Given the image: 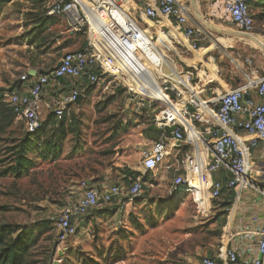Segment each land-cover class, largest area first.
Listing matches in <instances>:
<instances>
[{"label": "rangeland", "instance_id": "374dc122", "mask_svg": "<svg viewBox=\"0 0 264 264\" xmlns=\"http://www.w3.org/2000/svg\"><path fill=\"white\" fill-rule=\"evenodd\" d=\"M53 1L0 0L2 97L15 91L28 67H39L38 71L44 73L55 65L61 53L87 47L86 32L68 31L60 36V21L62 31L70 27L65 19L46 14ZM258 1H252L249 6L257 32L264 24V8L258 7ZM143 25L156 43L166 31L162 20L153 24L145 21ZM39 35L45 42L36 51L28 43ZM158 47L163 53L164 47L159 44ZM176 50L192 58L190 51L180 47ZM166 52L173 58L172 52ZM217 54L214 50L212 59L220 74L212 85L222 95L239 87V80L229 72L228 61L219 59ZM141 57L147 63L143 67L158 83L159 75L154 70L170 74L154 63L166 64L162 57L158 60L157 55L153 58L141 54ZM173 59L184 73L193 71L194 85L202 89L209 83L205 81L208 73L204 72V65L190 67L177 57ZM92 87L83 90V98L70 107V117L62 126H58L57 119L43 115L41 140L46 138L53 147L40 145L41 140L34 141L35 137L29 136L32 141L26 156L32 166L18 177L8 170L14 164L15 145L25 136L22 122L14 119L1 134L0 224L32 229L38 237L24 264H81L83 259H94L97 264H195L202 256L216 258L226 237L223 225L228 206L222 205V197L209 198L204 205L207 195L197 196L187 187L181 195L167 197L171 175L151 186L152 179L158 177L151 172L143 178L141 195L114 198L85 216L75 234L63 241L55 238L56 229L46 222L53 220L62 206L77 199L80 182L93 177L100 189L107 187L109 181L126 184L127 170L140 162L144 146L138 143L142 130L154 122V115L166 116L165 106L158 103L154 108H142L132 91L115 86L110 79ZM2 102L5 103L4 99ZM115 253L122 254L123 259L113 263L104 261Z\"/></svg>", "mask_w": 264, "mask_h": 264}, {"label": "built area", "instance_id": "2783aa9c", "mask_svg": "<svg viewBox=\"0 0 264 264\" xmlns=\"http://www.w3.org/2000/svg\"><path fill=\"white\" fill-rule=\"evenodd\" d=\"M250 1L210 0L205 11L200 12L195 11L188 0H54L46 14L65 19L71 32H86L87 47L63 53L58 63L44 73L22 74L21 81L34 79L28 92H9L4 101L13 110L16 120L22 122L24 131L35 134L42 128L43 110L60 120L69 115L70 107L76 104L79 95H83L85 89L81 84L85 83L84 87L88 88L103 85L110 79L115 86L132 91L142 108H152L158 103L165 106L166 116L160 122L172 125L168 135L174 142H184L193 149L201 144L210 156L203 165V186H195V178L200 175L197 166L196 177L188 178L187 174L172 177L167 197L176 196L178 187L184 186L197 196L206 192L207 199L217 198L222 184L212 180L211 175L219 169L229 173L227 188H252L264 197V188L247 178L250 148L259 142L264 143V77L253 79L245 74L249 81L243 86L218 94L206 102L199 97L201 91L192 86L191 74L180 70L167 54L166 51L172 50L164 47L161 53L153 45L156 41L152 34L143 25L145 21L158 19L174 21L163 35L172 44H184L189 50L198 49L203 41L212 42V31L216 26L230 25L239 32L264 38V24L258 32L255 29ZM149 52L157 54L158 59L162 57L167 63L172 61L175 64V71H170L172 77L158 74L160 84L156 81L167 103L151 98L128 80L130 76L138 78L133 73V64L137 61L143 66L147 64L141 54ZM243 60L246 64L252 62L250 57ZM66 85L69 86L67 90ZM50 87L54 93L42 102L41 96ZM248 89H254L258 99L251 98ZM218 102L220 106L216 108ZM173 112L177 119H170ZM168 135L162 134L143 153L144 172L155 170L164 160ZM143 189L144 182L139 177L134 178L125 190L115 183L97 190L82 181L77 199L62 206L52 220L56 239L63 241L75 234L85 216L98 205L108 204L121 195L139 196ZM250 220L259 223L256 256L240 258L234 249L222 244L216 258L202 256L195 264H219L217 258L226 264H264V208L260 213H253Z\"/></svg>", "mask_w": 264, "mask_h": 264}, {"label": "crops", "instance_id": "0c3cea01", "mask_svg": "<svg viewBox=\"0 0 264 264\" xmlns=\"http://www.w3.org/2000/svg\"><path fill=\"white\" fill-rule=\"evenodd\" d=\"M189 4L195 11L203 12L205 11L207 5L209 4L210 0H188ZM264 8V7H263ZM58 17V16H57ZM63 19V18H61ZM162 19H158L155 21H147L153 24L154 22L161 21ZM165 22V30L168 29L170 24H173L174 21L172 20H162ZM60 29V36L65 34L69 31L71 33L70 28L68 30L62 31V23L58 24ZM151 33V32H150ZM152 34V33H151ZM214 37L212 42L203 41L198 49L189 50L184 44H174L180 49H185L190 51L192 54V58H188L183 56L180 52H177V47L173 46L172 42L168 40L164 35L160 34L157 40V43L162 47L168 49V47L173 48L172 56L173 58H178L179 61L186 62V64L190 67L196 66H203L205 67L204 72L208 73V77L205 78L207 85H205L202 89L199 86L194 85V73L193 71H187V73L191 74V84L196 89H199L200 95L199 97L206 101L210 102L212 99L218 96L216 89H214L212 83L215 82L217 76H219V72L216 71V62L212 59L213 51H218L219 59L224 58L228 61L230 66L229 72L234 75V77L239 80V86H243L249 80L245 78V74L250 75L251 78H262L264 77V38L258 37L256 34H246L239 32L232 28L230 25L226 26H216L213 30ZM187 48V49H186ZM65 48H61L60 50H64ZM63 53H61L62 55ZM60 55V56H61ZM60 56L57 58L55 65L58 63ZM176 56V57H175ZM250 57L252 59L251 64H246L244 62V58ZM209 58V59H207ZM212 59V60H211ZM220 63V62H218ZM177 64V63H176ZM170 68V62L167 68H160L163 70H168ZM178 68H180L178 66ZM39 67H28L25 71L30 72L32 75L36 73H43L38 71ZM49 70V69H48ZM253 72V74H251ZM253 76V77H252ZM200 78V76H199ZM34 79L29 78L25 81H21L20 78L18 80V86L16 87L15 91H19L21 93H27L29 86L33 83ZM84 81V79H83ZM84 84L80 86L84 89ZM94 87V86H93ZM92 87V88H93ZM51 88V89H50ZM47 91L43 93L41 96L42 102H46L50 96V94L54 93L52 87H50ZM69 88L68 85L65 86L67 90ZM88 89V88H87ZM205 90V91H204ZM249 96L251 98L258 99L255 95L254 89H248ZM154 110V109H153ZM43 115H48V112H44ZM172 119H177V115L175 112L172 114ZM42 116V120L43 117ZM154 122L150 123L149 126H146L139 138V144L143 145L142 152L140 156V162L135 167H131L129 171L136 172L138 176L135 178H143L145 177L146 173H153L157 175V178L152 179L151 186H154L155 183H158L160 180H165L168 175H171V178L174 175H185L190 178L191 176H197V166L200 168L204 164H206L210 156L203 148L201 144H198L195 149L192 148L191 145L186 144L184 142L176 143L174 140L168 135V132L172 130V125L162 124L160 122L161 118L159 115H154ZM177 117V118H174ZM171 119V118H170ZM178 123V122H177ZM152 126V129L149 127ZM200 129L202 128L201 125L198 126ZM148 128V129H147ZM162 134L168 135L167 147L168 151L167 154L162 161V163L153 171L144 172L141 159L143 153L150 148L152 142L156 139H159ZM200 153V154H199ZM200 161V163H199ZM156 177V176H155ZM106 180V176L104 177ZM229 178V173L222 169L217 170L211 175L212 180H218L222 184V188L220 190L219 196L223 199V204L227 207V215H226V223L223 225V233L224 240L222 241L221 245L227 246L230 249H234L238 256L243 259H249L256 256V244L258 241V236L256 235V231L259 227L258 222H252L250 217L253 213H260L264 208V197L262 194L255 189L252 188H236V189H229L227 188L226 181ZM247 178L254 182V184L260 188H264V143L259 142L253 148H250V162H249V169L247 171ZM133 179L128 177V182L121 183L117 181H109L108 184L115 183L118 184L123 190H125L131 183ZM197 177L195 178V182L197 183ZM89 187L95 188L97 190L100 189L99 184L97 181L94 180L93 177H88L83 179ZM81 183V182H80ZM171 185V184H170ZM198 184H195V186ZM170 188L167 187V191ZM184 186L178 187V194L183 193ZM80 189V184H79ZM144 190V189H143ZM167 194V192H166ZM206 194V193H205ZM176 195V196H177ZM207 195V194H206ZM123 196V195H121ZM118 196L117 198L121 197ZM174 196V197H176ZM218 196V197H219ZM208 199H206L207 201ZM207 204V202H206ZM229 204V205H228ZM106 204H100L98 207L105 206ZM96 207V208H98ZM217 257V255H216ZM264 261V256H263ZM217 262L219 264H226L221 259L217 258Z\"/></svg>", "mask_w": 264, "mask_h": 264}, {"label": "trees", "instance_id": "16d2710c", "mask_svg": "<svg viewBox=\"0 0 264 264\" xmlns=\"http://www.w3.org/2000/svg\"><path fill=\"white\" fill-rule=\"evenodd\" d=\"M252 1H258V0H251L249 3V6ZM259 2V1H258ZM258 4V3H257ZM258 7L263 8L264 7V0L262 2H259ZM262 13L259 14L261 16ZM254 18V14H253ZM43 31V30H42ZM45 39L42 35H39L38 38H33L28 44L32 45V47L38 51V48L40 45L44 44ZM4 97L0 95V139L1 134L5 132L7 127H9L13 120L16 119V115L14 114L11 107L8 106V104L5 102L3 103L2 100ZM49 119L54 118L52 114H48ZM68 116H63L58 121V126H62L63 122L69 119ZM42 129V128H41ZM41 129L36 132L35 134H28L25 132V136L17 142L15 145L16 151L14 154V164L9 168L8 171H11L12 174L15 176H20L21 173L26 170L28 167L32 166V162L30 159L27 158L26 153L30 149V138L29 136H34L35 140H41L43 134L40 133ZM149 129H152V126L149 127ZM39 133V134H38ZM51 138V136H49ZM48 138V137H47ZM40 145L45 146H51V142L46 141V138L44 140H41ZM55 149V148H54ZM127 174L131 179H134L138 174L133 171L127 170ZM50 221V222H49ZM46 223L53 224L52 220H49ZM53 229L55 230V227L52 225ZM37 236L34 234V230L27 229V228H20L16 225H10V224H0V264H24L27 259V255L29 254L30 250L36 245L37 243ZM56 238V234H55ZM124 256L119 253H115L112 258L110 256H106L104 258V261L106 263H113L119 260H122ZM94 260V259H93ZM93 260L86 261L85 259L81 260V264H97L96 262H93Z\"/></svg>", "mask_w": 264, "mask_h": 264}, {"label": "bare ground", "instance_id": "6f19581e", "mask_svg": "<svg viewBox=\"0 0 264 264\" xmlns=\"http://www.w3.org/2000/svg\"><path fill=\"white\" fill-rule=\"evenodd\" d=\"M155 47H157L158 49H159V47H158V43H154L153 44ZM151 56V57H155V55H157V54H155V53H151V52H149V53H147L146 54V56ZM144 59V58H143ZM157 60H158V56H157ZM145 61V60H144ZM156 65L158 64V61H155L154 62ZM170 68L168 69V70H166V71H171V70H173V71H175V64L172 62V61H170ZM134 65V75L136 76V77H138V78H133L132 76H130V78H128V80H129V82H130V84L133 86V87H135V88H137L138 90H140L141 92H143V93H145V94H147L148 96H150L151 98H153V99H157V100H159V101H161V102H165V103H167L166 101H165V99H164V95L162 94V91L160 90V87L158 86V84L156 83V80L154 79V77L152 76V74L151 73H149L148 72V70L147 69H145L144 67H143V65H142V63H141V61H137L135 64H133ZM149 65V64H148ZM168 66L169 65V61H168V63H160V64H158V66L161 68V67H163L164 68V66ZM158 74H162L163 75V73L162 72H160L159 70H157L156 71ZM172 73V72H171ZM170 73V75H171V77H172V75L173 74H171ZM165 75V74H164ZM167 75V74H166ZM144 76H145V78H144ZM253 77V76H252ZM137 80H139V81H137ZM170 118H172V117H170ZM174 118H177V117H174ZM169 147V146H168ZM168 147L166 148V154H167V151H168ZM200 154V153H199ZM199 163H200V161H199ZM201 168L203 169V166L201 167L200 166V175H198V177H197V181L199 182H197L196 184H198V185H200V186H203V184H202V172H201ZM205 193L206 192H204L203 193V195H205ZM205 199H204V202H205V204L204 205H206V197H204Z\"/></svg>", "mask_w": 264, "mask_h": 264}, {"label": "water", "instance_id": "95a60500", "mask_svg": "<svg viewBox=\"0 0 264 264\" xmlns=\"http://www.w3.org/2000/svg\"><path fill=\"white\" fill-rule=\"evenodd\" d=\"M193 1V0H192ZM29 74H31L30 72H28ZM83 98V95H79V97H78V99L76 100V104H78L80 101H81V99ZM220 106V103L218 102L216 105H215V107L216 108H218Z\"/></svg>", "mask_w": 264, "mask_h": 264}]
</instances>
